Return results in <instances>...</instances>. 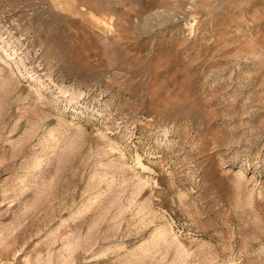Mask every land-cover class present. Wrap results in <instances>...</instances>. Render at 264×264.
Segmentation results:
<instances>
[{"label":"rangeland","instance_id":"obj_1","mask_svg":"<svg viewBox=\"0 0 264 264\" xmlns=\"http://www.w3.org/2000/svg\"><path fill=\"white\" fill-rule=\"evenodd\" d=\"M0 264H264V0H0Z\"/></svg>","mask_w":264,"mask_h":264}]
</instances>
